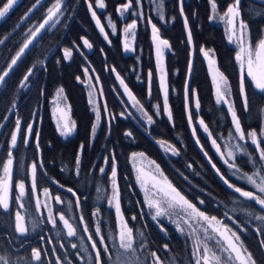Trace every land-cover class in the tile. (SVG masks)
<instances>
[{"label":"trees","instance_id":"1","mask_svg":"<svg viewBox=\"0 0 264 264\" xmlns=\"http://www.w3.org/2000/svg\"><path fill=\"white\" fill-rule=\"evenodd\" d=\"M35 1L20 0L10 10L0 22V40L14 28ZM4 2L5 0H0V6ZM54 2L55 0H47L0 47V70H6L11 57L22 46L27 29L32 25L38 26ZM125 2L126 0H105L106 8L97 11V16L108 34V40H105L91 16L87 0H64V14L59 21L39 35L10 72L6 82L0 85V161L7 159L10 134L18 118L21 120L22 129L32 123L35 130L27 144L21 135L17 146L12 150L13 180L14 183L20 180L25 182L26 194L22 201L23 209L18 208L17 192H14L7 211L0 208V254H10L13 264H24L30 258L32 248H40L43 264H56L57 257L62 264H95V253L84 227L87 225L88 233L97 241L99 248V237L95 234L96 226L99 225L101 235L105 237V243L109 245L112 255V259H109L101 252L103 264H113L116 253L111 249L110 237L116 234L118 221L108 200L114 155L121 209L128 226L133 229L137 246L141 240L147 245L146 250L138 247V255L145 258V255L155 251L166 264H194L189 237L180 235L167 221H161L162 230L146 207L131 158L133 152H143L160 166L165 177L197 208L209 216H216L232 231L237 232L243 247L252 254L256 264H264V231H257L258 228L264 229V223L254 218L264 215V209L253 201L239 197V194L222 182L212 163L216 164L232 184L247 191L254 190L238 176L232 175V171L215 151L208 134L197 122L198 118L204 121L212 137L217 138L222 151L226 152V145L233 146L238 142L229 137V132L233 129L231 115L225 104L216 102L207 61L200 48L214 50L218 67L229 81L233 105L245 134L255 130L259 135L264 128V94L246 77L248 110H245L240 93V68L236 60L238 47L228 41L223 24L209 19L212 15L209 0H184V16L188 19V28L192 33L191 45L187 40L179 0H162L164 19L160 18L157 8L161 0H141L139 9L136 0H133L132 11L122 18L116 8ZM92 3L95 8V0ZM216 3L217 12L223 14L233 0H216ZM138 10L143 12V18L133 14ZM108 17L116 25L115 34L108 27ZM133 19L137 21L134 50L125 53L123 28ZM241 19L248 25V36L255 45L264 37V4L259 0H241ZM151 24L156 25L160 36L168 40L171 46L166 53L171 121L164 111ZM82 37L92 44L91 49L84 47ZM66 48L73 50L69 59L64 58ZM113 67L115 72L112 71ZM29 68H33V74L26 82L28 85L21 86L20 82ZM85 69L92 76L99 77L98 81L103 90L100 101L102 118L94 136L92 126L96 116L88 99L84 81ZM149 72L152 74L151 80ZM116 73L124 79L140 104L152 116L154 123L147 124L134 112H129L130 104L121 91ZM186 84L190 90H195V97L189 91L187 102ZM58 88L64 91L71 118L76 125L73 134L66 138L57 130L50 107L51 99ZM196 98L199 100V109L196 108ZM104 102L107 103L109 116L103 113ZM157 107L159 115H156ZM122 112L125 113L124 117L120 116ZM111 116H115V119L109 125ZM35 132H39V149L36 146ZM126 132H131L132 135L126 136ZM197 138L199 144L196 142ZM159 141L175 146L179 155L164 153ZM245 147L253 156L254 163L251 164L246 155H238L235 162L242 173L251 174L256 166L261 168L262 165L255 147L251 143ZM78 155L80 163L77 174ZM208 157H211L212 163ZM39 158L43 167L39 168L38 165L37 193L40 194L47 188L52 196L58 195L62 201H52L53 214L57 217L55 227L47 221L45 210H37L35 194L31 190L30 165L34 160L39 161ZM100 168L105 169L104 173L100 172ZM51 178L76 192L80 199L79 207L73 194L58 188L51 182ZM98 188L101 191L98 192ZM17 210L25 216L26 227L29 229L26 238H17L11 227ZM61 213L75 227V236H67V230L58 220ZM81 215L84 217L83 222L80 220ZM37 221L40 222L33 231L32 225ZM139 232L143 233V237L137 236ZM41 237L44 238L43 241ZM73 244L77 247L73 248ZM165 245L168 246L167 249L164 248ZM53 248L55 252L52 251Z\"/></svg>","mask_w":264,"mask_h":264},{"label":"snow or ice","instance_id":"2","mask_svg":"<svg viewBox=\"0 0 264 264\" xmlns=\"http://www.w3.org/2000/svg\"><path fill=\"white\" fill-rule=\"evenodd\" d=\"M18 2V0H5V2L0 6V19L6 17V15L10 12L13 6ZM211 11L213 15L209 16L210 20L216 19L226 22L229 26V35L228 40L230 42L233 41V38L236 37L240 43L239 50L236 54V60L239 63L240 68V93L243 99L244 108L248 110V97L245 91V78L247 77L253 83L254 87L259 90L262 94H264V38L259 39L255 45L252 44L251 39L247 40L245 37L248 35V25L241 19V0H233L232 4H229L226 11L223 15H219L217 12V3L216 0H209ZM261 4H264V0H259ZM40 3V0H37V4ZM180 3V13L181 16H184V0H179ZM96 7H93L92 0H87V6L89 11L91 12V16L96 23L99 31L104 35L105 40H108V34L105 32L104 25L101 23L99 17L97 16V11L100 9L106 8L105 0H95ZM137 8L139 9L141 5V0H136ZM36 5H33L35 8ZM133 8V0H126V2L122 5H119L116 8V11L120 17H124L125 13H129ZM159 15L161 19H164L163 13V2L157 5ZM33 9H29V13L32 12ZM29 13L25 14L24 19L28 18ZM64 14V0H55L53 5L48 8L47 13L41 23L36 26L34 29H29L26 38L24 39L22 46L19 47V50L15 53L14 56L11 57L10 62L7 64L6 70H0V85H3L6 82V78L9 76L10 72L15 68L18 62L21 60L26 51L30 48V46L34 43L37 36L45 30L48 26H50L59 16ZM134 15L143 18L142 11H136L133 13ZM149 23H151V18L149 17ZM108 27L112 30V33L115 34L117 31L115 23L111 20L110 17L107 18ZM184 26L187 30V40L189 45L192 44V33L188 28V19L184 16ZM152 27V40L155 44V55L158 64V71L160 73L159 80L161 90L163 92L164 97V111L167 113L169 120L172 119V113L168 106V88L166 84V72L164 69V55L165 50L170 49V44L168 40L161 38L159 29L155 24L151 25ZM137 28V21L133 19L131 23L126 24L123 28L124 41L123 47L126 51L133 49V40L135 38V30ZM83 41L84 47L91 49L92 44L86 39L81 38ZM0 43H3L0 40ZM110 43V41H109ZM79 47V46H77ZM73 50L71 48L64 49V58L69 59L72 56ZM200 52L203 56L208 60V64L210 70L213 72V83L215 86V96L217 104H225L228 106V111L231 115L233 129L229 132V137L231 139L237 140L238 142L233 146L226 145V152L221 150L220 144L217 142V138L212 137V134L209 132L208 126L201 119L199 120V126L202 127L203 131L208 134L211 139V143L215 148V151L220 156L222 162L232 171L233 176H238L240 180L245 181L248 185H250L254 190L247 191L241 187H237L232 184L230 180L224 176L223 173L220 172V169L217 168L215 163H212L211 157H208L209 162L212 163L213 169L216 171L217 175L220 177L222 182L230 189H232L235 193L239 194V197L244 198L247 201H253L257 205L260 206L261 209H264V129L261 130V133L258 135L255 130H252L245 134L244 129L241 126L240 119L237 115L234 105L230 102V94L231 89L227 80V77L219 71V68L216 67V61L214 59V50L201 47ZM192 64L189 62V72H191ZM85 75L88 74V69H85ZM112 71L115 72V68H112ZM33 74V68H29L27 73L24 75L21 80V86H27L26 82L30 79ZM151 72H149V80H151ZM116 78L119 80L120 85L124 89V94L128 97V99L132 102V107L136 108V110L141 114L143 119L147 122V124L154 123L151 115L147 113L144 109L143 105L140 104V101L136 98V96L132 93V91L128 88L127 84L123 78L120 77L119 73H116ZM79 80L80 78L77 77ZM91 77H89V103L93 105V111L96 116V121L92 126L93 136L97 127L100 124L102 114L100 110V105L98 104L95 93L96 89L93 84H91ZM96 80H99V77H96ZM189 91H191L193 97H195V90H190L188 85L185 86V99L186 102L189 97ZM63 89L59 90V93H62ZM151 90L149 89V94ZM100 95H103V90H100ZM196 108L199 109V100L195 99ZM15 105L13 104V107ZM103 113L105 116H109L107 103H103ZM56 112H58L60 123L58 124V130L61 135L67 137L70 135L75 129V122L70 121L67 116V112L63 109L57 108ZM130 115V113L128 114ZM156 115H159V109L157 107ZM121 117L125 116V113H120ZM6 120L7 117H4ZM115 116H111L109 120V125L111 124V120H114ZM189 123L191 124V115L189 114ZM34 125L29 123L26 129H22L21 120L18 118L15 122V128L10 134V143H9V151L7 154V159L0 161V208L7 211L10 208V190L15 186L17 190V201L18 208L23 209V198L26 194V184L23 180L14 183L13 175H14V156L13 149L17 146L18 139L23 135L24 143L27 144L29 139L34 133ZM193 136L196 135L195 127L192 129ZM37 138V149H39V132H35ZM126 136H131V132H126ZM197 144H199V139L197 138ZM243 142V143H240ZM162 148L166 152L171 153L172 155H179V150L175 148L173 145H169L164 141L158 142ZM251 143L257 152L259 161L261 162V168H258L253 171L251 175L247 173H242L238 165L236 164V159L238 155H249L247 153V149L245 147L246 144ZM83 144L81 145V150H83ZM201 150L203 151V146L201 145ZM207 157V152L204 153ZM132 158L141 157L144 158V153H136L133 152L131 154ZM107 162V159H106ZM79 155L76 159L77 166V174L79 169ZM150 165H153L155 171H147L145 167L140 164L135 166L136 168V180L142 191L145 195V203L146 206L153 210L152 219L156 222H159V219L162 217H172L176 216L178 219L173 221L176 223V227L179 231L183 232V225H188L189 227H193L194 225H199V228H193V232H198L203 236V241L201 243H197L194 246L192 256L194 259V264H222V262L226 259L228 264H233V262H238V264H256V261L253 259L252 254L247 251L246 248L243 247L242 242L240 241V236L237 232L232 231L228 225L224 224L222 220L218 219L216 216H209L204 211H201L197 206L191 203L181 192L173 186L171 181L167 179V177L163 176V173L160 171L159 165L155 164V161H149ZM38 165L39 168L43 167L42 161L34 160L30 165V182H31V190L34 194L37 193V173H38ZM105 169L100 168V172L104 173ZM111 185H112V196L109 198L108 203L110 206H114L115 211L117 213L118 218V230L115 235L110 237L112 240L111 249L115 250L116 258L113 260V264H147L148 259L150 258L151 264H166L165 261L161 259L159 255L155 251L150 253L149 258H145L144 260L140 259L138 256V247L142 249H147L146 243L143 240L140 241L137 246L136 238L133 234V229L128 226L125 221L120 206V194H119V186L117 182V165L115 156H112L111 163ZM58 183V182H56ZM61 187H63L61 185ZM68 192H71L75 199V203L77 207L80 205V199L76 196V193L73 192L71 188L67 189ZM97 191H101L99 188ZM43 194L47 197L46 202L43 207L47 209V221L51 223L54 227L57 224V217L53 215V209L51 206V202L54 199L56 203H62L60 196H55L54 198L51 196L49 189H43ZM203 204V201H200ZM36 208L39 210L41 208V200L39 195H36ZM179 209V211H177ZM96 215V213H93ZM256 220L264 223V215H258L254 217ZM135 219V217H132ZM58 220L62 222L64 228L67 230L66 234L68 237H73L76 235V229L72 223H70L69 219H66L64 214L58 215ZM81 222H83L84 217L81 215ZM37 221L33 223L32 230L35 231L38 223ZM233 222L235 223V219L233 218ZM11 227L13 232L15 233L17 238H26L29 232L28 227H26L25 216L22 214L20 210H17L13 220L11 221ZM163 230V229H162ZM243 230V229H242ZM84 231L88 232V227L85 225ZM258 232L264 231L262 228L257 229ZM96 236L99 237V244L101 247H97V241L93 240L92 235H88V239L92 242L91 247L95 250V264H103L101 258V252L112 259V255L110 253V247L107 243H105V237L101 235V228L99 225L96 226L95 229ZM137 236L143 237V233H137ZM43 237H41V241H43ZM213 241L215 247L210 248L208 246L207 241ZM51 242V241H49ZM21 247H23V240L21 241ZM63 247V245H61ZM73 248H76L77 245L73 244ZM165 249L168 248L167 245L164 246ZM55 252V248L52 249ZM219 253V254H218ZM23 259V258H19ZM43 264L42 262V250L40 248H32L30 258L24 261V264ZM0 264H13V261L10 257V254H0ZM56 264H62L60 258H56Z\"/></svg>","mask_w":264,"mask_h":264},{"label":"rangeland","instance_id":"3","mask_svg":"<svg viewBox=\"0 0 264 264\" xmlns=\"http://www.w3.org/2000/svg\"><path fill=\"white\" fill-rule=\"evenodd\" d=\"M20 0H18V2H19ZM17 2V3H18ZM16 3V4H17ZM156 4H157V2H155ZM15 4V5H16ZM14 5V6H15ZM13 6V7H14ZM126 14V13H125ZM219 14V13H218ZM212 15H213V13H212ZM219 15H223V14H219ZM61 18V16H59L50 26H48L47 28H50V27H52V26H54L58 21H59V19ZM241 18V17H240ZM4 19V18H3ZM3 19H0V22L3 20ZM213 21L214 22H216V23H221V24H223L224 26H225V28H226V30H227V35H229V26L226 24V22H224V21H221V20H219V18L217 17L216 19H213ZM152 25V24H151ZM35 27H33V25L32 26H30L28 29H27V31H26V35L28 34V32H29V29H34ZM151 30H152V27H151ZM44 30H42V32H43ZM136 31L137 30H135V36H136ZM41 32V33H42ZM160 32V31H159ZM40 33V34H41ZM39 34V35H40ZM39 35L37 36V38L39 37ZM36 38V39H37ZM162 38V37H161ZM249 38V36L247 35L246 37H245V39L247 40ZM264 38V37H263ZM35 39V40H36ZM134 40H135V38H134ZM123 41H124V34H123ZM229 41V40H228ZM230 42V41H229ZM231 43H233L234 45H236L237 47H238V50H239V46H240V43H239V41H238V39L236 38V37H234L233 38V41L231 42ZM133 46H134V42H133ZM153 46H154V55H155V44H154V42H153ZM207 50V49H206ZM128 51H131V50H128ZM127 51V52H128ZM168 51H170V49H166L165 50V55H164V61H163V64H164V69H165V72H166V84H167V71H166V53L168 52ZM206 59V58H205ZM214 59H215V61H216V67L217 68H219L218 67V62H217V58L214 56ZM155 60H156V66H157V71H158V64H157V59H156V55H155ZM206 61H207V65H208V69H209V73H210V76H211V80H212V82H213V72H212V70H210V67H209V64H208V60L206 59ZM219 71L220 72H222L221 70H220V68H219ZM223 73V72H222ZM224 74V73H223ZM225 75V74H224ZM159 76H160V73H159V71H158V78H159ZM89 77H91L92 79H91V84H93L94 86H95V89H96V93H95V98H96V100H97V102H98V104L100 105V101H101V95H100V90H101V87H100V83H99V81H97L96 80V77L95 76H92L89 72H88V74L87 75H85V78H84V81H85V85H86V87H87V90H88V99H90V97H89V91H90V89H89ZM228 80V79H227ZM159 82H160V80H159ZM118 83H119V85H120V82H119V80H118ZM228 83H229V81H228ZM27 85H28V83H26ZM126 84V83H125ZM213 86H214V83H213ZM230 86V85H229ZM120 88H121V91L123 92V94H124V89H123V87L120 85ZM129 88V87H128ZM60 89H62V88H58L57 89V91L55 92V95H54V97L51 99V112H52V116H53V120H54V123H55V125H56V127H57V130H58V124L60 123V119H59V113L58 112H56V109L57 108H60V109H63V110H65L66 112H67V116H68V119L70 120V121H73L72 120V118H71V114H70V107H69V104H68V102H67V100H66V97H65V94H64V91L62 92V93H59V90ZM214 91H215V86H214ZM163 93V92H162ZM125 95V94H124ZM125 98H126V100L128 101V104H130V111L129 112H134L136 115H138L139 117H140V119L142 120V121H144V122H146L144 119H143V117L141 116V114L136 110V108H133L132 107V102L128 99V97L125 95ZM230 102L233 104V100H232V94H230ZM91 106H92V109H93V105L91 104ZM227 106V105H226ZM228 107V106H227ZM166 115H167V113H166ZM168 116V115H167ZM199 120H201V118H198V120H197V122H198V124H199ZM74 122V121H73ZM147 123V122H146ZM202 128V127H201ZM264 129V128H263ZM75 130V129H74ZM74 130H73V132H74ZM203 130V129H202ZM59 131V130H58ZM73 132L70 134V135H72L73 134ZM59 133H60V131H59ZM61 134V133H60ZM70 135H68V136H70ZM62 137H64V138H66L65 136H63V135H61ZM67 136V137H68ZM167 144H169V143H167ZM170 145V144H169ZM159 146H160V144H159ZM160 148H161V150L164 152V153H166V154H171V153H169V152H166L165 150H164V148H162L161 146H160ZM136 153H141V152H136ZM143 153V152H142ZM247 153L249 154V152H248V150H247ZM145 154V153H144ZM246 156H248L249 157V162L251 163V164H253L254 163V161H253V156L251 155V154H249V155H246ZM132 158V157H131ZM149 161H154L153 159H151L150 157H148L146 154H145V156H144V158H141V157H136V158H132V165H133V168H134V171H135V174L137 175V173H136V168H135V166H137V165H140V164H142L144 167H145V170H147V171H155V168H154V166L153 165H150L149 164ZM155 164L156 165H158L156 162H155ZM159 168H160V166H159ZM259 167L258 166H256L255 168H254V170H256V169H258ZM160 171L162 172V170H161V168H160ZM163 173V172H162ZM252 174V173H251ZM251 174H249V175H251ZM163 176L165 177V175H164V173H163ZM139 185V184H138ZM140 187V186H139ZM140 189H141V187H140ZM141 191H142V189H141ZM14 192H17V190H16V188H15V186L13 185V187H12V190H11V195H10V202H11V199H12V197H13V195H14ZM142 193H143V196H144V199H145V195H144V192L142 191ZM36 195H39V198H40V200H41V208L39 209V211L40 212H42V211H46L47 212V209L46 208H44L43 207V205H44V203L46 202V200H47V197H45L44 196V194H43V190H42V192L39 194V193H36L35 194V198H36ZM52 196V195H51ZM111 196H112V185H111V193H110V197L109 198H111ZM53 198H54V196H52ZM53 201V200H52ZM191 202V201H190ZM192 203V202H191ZM146 204V203H145ZM194 204V203H193ZM51 205H52V202H51ZM113 207V209L115 210V208H114V206H112ZM147 207V206H146ZM147 209H148V211H149V213L151 214V215H153L154 213H153V210H151V209H149L148 207H147ZM177 211H179V209H177ZM116 212V211H115ZM121 213H122V215H123V217H124V214H123V211H122V209H121ZM54 215V214H53ZM116 216H117V213H116ZM124 219H125V217H124ZM178 218L176 217V216H172V217H162V218H160L159 219V222H157V224H158V226L161 228V229H163V226L161 225V221H167V222H169L170 224H172L175 228H176V230H177V232L180 234V235H184V236H187V237H189V239H190V241H191V248H192V252H193V249H194V246L197 244V243H201L202 241H203V236L200 234V233H198V232H193V228H199V225H194L193 227H189L188 225H183V227H184V231L183 232H181V231H179L178 229H177V227H176V223H174L173 221H176ZM117 221H118V218H117ZM125 221H126V219H125ZM127 222V221H126ZM128 224V223H127ZM207 243H208V246L210 247V248H214L215 247V245H214V243H213V241H211V240H209V241H207ZM219 254V253H218ZM139 256V255H138ZM140 257V256H139ZM150 257V254H148V255H145V258H149ZM145 258H143V256L142 257H140V259H142V260H144ZM147 264H151V260H150V258L148 259V261H147ZM222 264H228V261L225 259L223 262H222ZM233 264H238V262H233Z\"/></svg>","mask_w":264,"mask_h":264},{"label":"water","instance_id":"4","mask_svg":"<svg viewBox=\"0 0 264 264\" xmlns=\"http://www.w3.org/2000/svg\"><path fill=\"white\" fill-rule=\"evenodd\" d=\"M47 0H40V3L39 4H37V0L31 5V7L29 8V9H33L32 10V12L31 13H29V9L27 10V12L26 13H29V15H28V18L27 19H24V17H25V14L20 18V20L17 22V24L14 26V28L8 33V34H6L3 38H2V41H3V43H0V47L6 42V40L11 36V35H13L25 22H27V20L32 16V14L38 9V8H40L45 2H46ZM33 5H36V7L35 8H33ZM36 145H37V139H36ZM39 161H41V158H39ZM51 180V182L54 184V185H56L58 188H60V189H62V190H66L67 191V189L69 188V187H66V186H64V185H62L61 183H59L57 180H55V179H50ZM56 182H58V183H56ZM61 185L63 186V187H61ZM72 189V188H71ZM11 190H12V188H11ZM11 190H10V195H11ZM73 190V189H72ZM73 192H75L74 190H73ZM71 193V192H70ZM76 193V192H75ZM72 194V193H71ZM76 196H77V194H76ZM76 198V197H75ZM88 235H89V233L88 232H86V236L88 237ZM90 241V240H89ZM90 243H92L91 241H90ZM93 251H94V253H95V250L93 249Z\"/></svg>","mask_w":264,"mask_h":264},{"label":"crops","instance_id":"5","mask_svg":"<svg viewBox=\"0 0 264 264\" xmlns=\"http://www.w3.org/2000/svg\"><path fill=\"white\" fill-rule=\"evenodd\" d=\"M227 31V30H226ZM228 33V32H227ZM227 37H228V35H227ZM133 42H134V40H133ZM133 50H134V46H133V49L131 50V51H128L127 53H131V52H133Z\"/></svg>","mask_w":264,"mask_h":264},{"label":"bare ground","instance_id":"6","mask_svg":"<svg viewBox=\"0 0 264 264\" xmlns=\"http://www.w3.org/2000/svg\"><path fill=\"white\" fill-rule=\"evenodd\" d=\"M124 52L127 53V51L124 49Z\"/></svg>","mask_w":264,"mask_h":264}]
</instances>
